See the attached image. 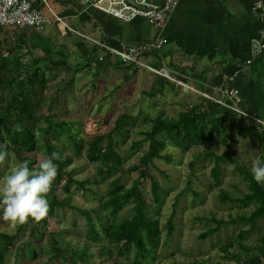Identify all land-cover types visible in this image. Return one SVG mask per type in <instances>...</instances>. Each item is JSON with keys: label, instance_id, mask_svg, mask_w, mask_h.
I'll list each match as a JSON object with an SVG mask.
<instances>
[{"label": "trees", "instance_id": "trees-1", "mask_svg": "<svg viewBox=\"0 0 264 264\" xmlns=\"http://www.w3.org/2000/svg\"><path fill=\"white\" fill-rule=\"evenodd\" d=\"M31 1L35 9L48 13L52 8L51 10L63 19L78 15L81 11L78 0H54L49 3L51 8L46 2L48 0ZM11 29H14L13 40L9 42L2 36ZM31 36L36 37L39 42L44 38L36 29L19 27L8 29L0 26V144H6L8 155L13 154L19 162L28 161L30 168L39 163L33 155L39 148L40 136L46 145L47 158L53 152L60 154L61 159L55 161L58 165V174L47 197L49 212L42 222L47 224L48 219L56 217L61 210L67 208L77 210L86 219L88 238L94 242L101 258L99 263L88 262V259L92 260L95 255L90 253V243L79 259L82 263L74 258L70 260L71 263L109 264L108 261L113 258L122 261L131 258L124 264H151L158 259L166 240L176 231V212L163 228L160 220L149 216V196L143 187L146 181H150L155 202L165 203L166 196L153 175L152 168L155 167L157 160L167 159L164 153L170 143L183 153L198 154L209 159L214 164L212 177L216 186L220 187L217 200L243 211L229 222L214 217L216 225L200 234L199 239L207 240L219 234L229 223L243 226L232 239L220 246L221 257L228 261L235 260L237 264H264V185L254 180L251 174L252 166L235 157L229 143V132H240L245 138L256 141L258 159L264 162L262 90L258 94L254 115L258 121L249 117H235L220 104L210 100L189 105L176 117L165 112L155 117H146L144 125L148 130L143 132L144 140L134 145L136 148L147 144L146 151L137 164L125 167V159L119 147L128 143L136 134L142 116L124 112L117 117L114 126L108 132L93 134L87 138L75 132L72 122L54 113V103L61 98L63 91L57 83H51L53 72L48 69L53 56L63 53L65 49L58 46L49 51H36L31 45ZM76 45L84 48L82 44ZM97 50V47L92 46L93 52ZM89 66L88 63L86 67ZM122 67L128 71L133 69ZM66 81L64 77L63 82ZM74 82L72 81L71 85ZM68 88L69 86H66V90ZM46 115L47 121L44 123ZM67 142L78 155H82L93 166L96 172L95 185L98 188L97 194L101 197L98 210H81L72 204L73 186L76 185L80 190L86 191L88 182H77L73 171H62L61 162L69 148ZM221 148L224 150L222 153L219 152ZM225 163L234 166L243 182V188L237 185L236 193L222 187V165ZM126 175H137L131 186L123 182ZM102 183L106 189L99 186ZM128 206H132V213L120 218ZM7 223L9 222L2 219L0 212V227ZM41 223L36 224L29 220L27 224L18 226V232L14 235L0 230V264H7L8 256L13 250L31 248L34 240L51 246L52 233L46 234L42 240L36 238ZM27 230H31L30 238L19 244L21 235ZM53 245L54 258H58L62 252L64 254L67 252L58 242ZM30 255L35 258L37 253L31 250ZM172 264L208 262L205 259H192L188 262L175 261Z\"/></svg>", "mask_w": 264, "mask_h": 264}, {"label": "rangeland", "instance_id": "rangeland-1", "mask_svg": "<svg viewBox=\"0 0 264 264\" xmlns=\"http://www.w3.org/2000/svg\"><path fill=\"white\" fill-rule=\"evenodd\" d=\"M65 21L74 28L70 19L67 18ZM52 27L49 26L40 33L50 34L49 30ZM13 31L14 29L8 30L2 37H6L11 42ZM48 37H52L57 42L66 39V36L61 35V31L58 29ZM32 40L33 36L30 37V42ZM111 59L117 61L115 56H111ZM69 62L73 66L80 64L76 55H70ZM148 62H152V60H148ZM111 70L112 68L108 67L107 70L99 73L98 69L82 68L76 72V70L69 68L66 74L61 72V74L52 76L51 83H57L63 91L61 92V98L55 101L53 109L59 117L72 122L75 132L81 133L84 138L93 134L108 132L114 126L117 117L124 112L131 115H141L140 126L136 134L128 143L119 147L125 159V167H129L139 162L147 148V144L142 147H134L135 144L143 142V132L148 130V127L144 125V119L155 117L162 112L176 117L181 108L166 106H172L169 99L166 98L169 94V88L167 87L164 88L162 93L156 91L154 97H150L148 92L151 85L148 83L144 84L142 89L134 85L129 87L126 100L121 99L120 85L115 84L114 91L111 90V87H113L116 80L124 81L125 75L117 73L116 76L108 75L105 78V72ZM141 72L150 74L147 70H141ZM64 77L67 79L66 82H63ZM72 81H75L73 85H71ZM66 86H69L67 90ZM182 110L184 109L182 108ZM46 121L47 115L44 117V123ZM40 138L39 148L33 155L39 162L47 158L45 142L41 136ZM220 139L222 140L223 137L221 136ZM229 143L234 156L248 166H252L253 161L258 159L259 152L256 141L245 138L240 132L230 131ZM67 146L69 148L61 162L62 171H73L75 181L88 182L86 191L80 190L76 185L73 186L74 200L72 204L81 210H98L101 197L97 194L98 188L95 185L97 181L96 172L82 155H78L74 151L69 142H67ZM223 151V148L219 149L220 153ZM164 155H167V159L157 160L155 167L152 168V173L159 181L162 192L166 196L165 203L157 204L155 202L150 181L145 182L143 189L149 196V216L152 219L160 220L163 228H165L171 215L176 212L175 222L177 228L174 235L166 240L160 250L158 259L152 261L151 264H172L175 261L188 262L192 259H205L208 264H237L235 260L228 261L221 257L220 246L232 239L243 226L229 223L219 234L207 240L199 239L200 234L216 225L214 217L229 222L243 213L239 208L220 203L217 200L220 187L216 186L212 177L214 164L209 159L198 156V154L183 153L170 143ZM17 163L20 162L13 154H9L5 162L0 164V179L7 175L11 167ZM37 167L38 165L32 167V169ZM222 170L223 188L234 193L237 192V185L243 188V182L237 175L234 166L225 163L222 165ZM136 178L137 175H126L123 182L127 186H131ZM99 186L106 189L103 183ZM131 213L132 206H128L120 218L127 217ZM0 230L14 235L18 232V226L13 228L10 223H7L1 226ZM87 231V221L77 210L70 208L61 210L56 217L48 219L47 224L42 222L36 234V238L42 240L46 234L52 233V245H43V242L38 243L34 240L31 248L13 250L11 255L8 256L7 264H73L70 260L74 258L78 262L86 246L90 243V253L95 255L92 260L88 259V262L99 263L101 258L97 253L94 242L88 238ZM30 235L31 230L23 233L19 244L27 241ZM55 242H58L67 251L65 254L62 252L58 258H54L52 255ZM31 250L37 253L35 258L30 255ZM130 260L131 258L124 261L113 258L108 262L109 264H124ZM79 263L82 262L79 261Z\"/></svg>", "mask_w": 264, "mask_h": 264}, {"label": "crops", "instance_id": "crops-1", "mask_svg": "<svg viewBox=\"0 0 264 264\" xmlns=\"http://www.w3.org/2000/svg\"><path fill=\"white\" fill-rule=\"evenodd\" d=\"M48 1L46 2L50 7L54 0ZM151 1L159 5L165 3V0ZM253 4L254 0H180L177 10L168 19L161 33L168 39V44L161 58L159 55L155 56V66L166 69L171 78L186 83L188 87L155 73L144 74L135 69L128 71L122 67L120 61H112L98 50L93 52V45L74 36L57 23L50 28V34H43L42 42L37 41L36 37H33L31 42L36 51H49L58 46L65 49L63 53L53 56L48 66L53 76L61 72L66 74L69 68L78 72L87 68L88 63V68L98 69L99 73L108 67L112 68L111 71L105 72V78L108 75L116 76L117 73L124 74L125 80H116L111 87L114 91V85H120V98L123 100H126L129 87L134 85L142 89L143 85L148 83L151 85L148 92L150 97H154L156 91L162 93L167 87L169 94L166 98L172 106H166L181 108L182 111V108L186 109L189 105L207 100L198 92L220 95L229 84L240 92L242 108L255 115L258 94L261 90L264 93V53L250 65L246 61L253 57V42H264V39L263 22L254 12ZM80 9L78 15L68 19L77 31L96 39L107 37L113 45L124 41L140 47L158 38V33L143 20L137 19L127 23L92 6H81ZM56 29L66 36L65 40L57 42L48 37L56 32ZM76 43L84 45V48ZM70 55H76L80 64L73 66L69 62ZM102 58L105 62L101 61ZM232 76L235 79L231 82L229 79Z\"/></svg>", "mask_w": 264, "mask_h": 264}, {"label": "built area", "instance_id": "built-area-1", "mask_svg": "<svg viewBox=\"0 0 264 264\" xmlns=\"http://www.w3.org/2000/svg\"><path fill=\"white\" fill-rule=\"evenodd\" d=\"M78 2L83 7L92 6L122 22L130 23L137 19L143 20L158 33V38L140 47L130 45L124 41H120L118 45H113L109 43L107 37L96 39L77 31L51 9L48 13L35 9L31 0H0V26L4 28L36 29L43 32L49 26L57 23L61 28L71 31L73 35L81 37L84 41L97 47L98 51L108 56V58L110 55L115 56L125 67L147 70L188 87L186 83L183 84L171 78L166 69L155 66V56L159 55L161 58V54L168 44V39L161 33H163L168 19L177 10L180 0H165L163 5L151 0H133V2L131 0H78ZM253 10L263 22L262 39H264V0H254ZM263 53L264 42L256 40L253 47V57L248 59L246 63L252 64L254 59L260 57ZM148 60H152V62H148ZM101 61L105 62V59L102 58ZM234 79L235 77L232 76L229 80L232 82ZM198 93L207 100L220 104L238 117H249L258 121L254 115L247 113L242 108L240 92L229 84L225 86L220 95Z\"/></svg>", "mask_w": 264, "mask_h": 264}, {"label": "clouds", "instance_id": "clouds-1", "mask_svg": "<svg viewBox=\"0 0 264 264\" xmlns=\"http://www.w3.org/2000/svg\"><path fill=\"white\" fill-rule=\"evenodd\" d=\"M6 149V144H0V164L8 157ZM60 159V154L53 152L35 169L25 160L11 167L0 179V212L11 227L23 226L29 220L39 224L47 217L50 208L47 197L58 174L55 161ZM251 174L258 184L264 185V162L254 160Z\"/></svg>", "mask_w": 264, "mask_h": 264}, {"label": "water", "instance_id": "water-1", "mask_svg": "<svg viewBox=\"0 0 264 264\" xmlns=\"http://www.w3.org/2000/svg\"><path fill=\"white\" fill-rule=\"evenodd\" d=\"M133 2V0H131ZM228 110V109H227ZM229 111V110H228ZM231 112V111H230ZM232 113V112H231ZM235 117H237V115L233 114Z\"/></svg>", "mask_w": 264, "mask_h": 264}]
</instances>
